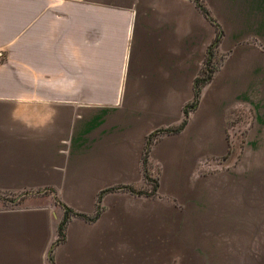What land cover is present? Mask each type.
Masks as SVG:
<instances>
[{
  "label": "crops",
  "instance_id": "1",
  "mask_svg": "<svg viewBox=\"0 0 264 264\" xmlns=\"http://www.w3.org/2000/svg\"><path fill=\"white\" fill-rule=\"evenodd\" d=\"M199 1L0 0V193L42 194L0 205V264H264V0Z\"/></svg>",
  "mask_w": 264,
  "mask_h": 264
},
{
  "label": "trees",
  "instance_id": "2",
  "mask_svg": "<svg viewBox=\"0 0 264 264\" xmlns=\"http://www.w3.org/2000/svg\"><path fill=\"white\" fill-rule=\"evenodd\" d=\"M196 3L198 5V7L200 8V10L210 18V16L208 15L207 10L204 8V6L201 4V2L199 0H196ZM218 41V34H216V36L214 37L212 43L210 44V47L208 49V52L204 58V60L202 61V64L200 66V69L197 73V75L194 77L193 79V97L192 99L186 103L183 107V117L181 119V121L174 127H166V128H158L155 131L151 132L145 142V145L143 147V151H142V156H141V165H142V170H143V176L146 180L151 181V186L152 189H155L156 186V180L154 179H150L146 173V162H147V152H148V148L149 145L151 143V141L155 138V136L159 133H167V132H172V131H177L179 130L184 122H185V118L188 114V112L195 106L197 99H198V95L200 92L201 87L211 78V75L213 73V71L216 69V66L219 62V58H214L213 59V47L214 45L217 43ZM116 188H124V189H128V190H133V188L131 186L128 185H120V186H114V187H107L104 188L102 190H100V192L98 193L97 197H96V208L94 210V212L90 215H85L82 212H78L73 210L72 208L68 207V206H63V215L61 217V219L59 220V222L57 223V227H56V238H55V242L61 240L63 238V228L64 225L66 223V221L71 217V216H80V217H85L88 219H92L94 218L99 211V197L100 194L103 193L104 191L110 190V189H116ZM136 192H141V190H136ZM49 258H51V255L49 256Z\"/></svg>",
  "mask_w": 264,
  "mask_h": 264
},
{
  "label": "rangeland",
  "instance_id": "3",
  "mask_svg": "<svg viewBox=\"0 0 264 264\" xmlns=\"http://www.w3.org/2000/svg\"><path fill=\"white\" fill-rule=\"evenodd\" d=\"M248 128V117L247 114L242 110L240 113H237L231 123L229 124L230 135L234 137L239 142H229L228 156L226 159V166H230L240 162L241 157L243 155L244 147L246 145L245 133ZM42 194L37 193H17V194H9V193H0V205L7 206L15 203H19L25 197H31L34 201L41 200Z\"/></svg>",
  "mask_w": 264,
  "mask_h": 264
},
{
  "label": "built area",
  "instance_id": "4",
  "mask_svg": "<svg viewBox=\"0 0 264 264\" xmlns=\"http://www.w3.org/2000/svg\"><path fill=\"white\" fill-rule=\"evenodd\" d=\"M25 193H31V191H27V192H25Z\"/></svg>",
  "mask_w": 264,
  "mask_h": 264
}]
</instances>
